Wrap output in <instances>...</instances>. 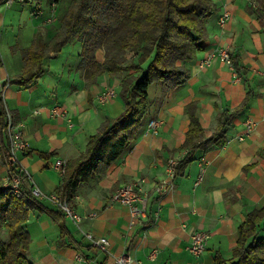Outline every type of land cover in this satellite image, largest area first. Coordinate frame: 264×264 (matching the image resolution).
Wrapping results in <instances>:
<instances>
[{
	"label": "crops",
	"instance_id": "1",
	"mask_svg": "<svg viewBox=\"0 0 264 264\" xmlns=\"http://www.w3.org/2000/svg\"><path fill=\"white\" fill-rule=\"evenodd\" d=\"M213 1L216 5L206 23V45L186 65L189 78L181 86L170 89L168 95L165 91L159 95L167 98L160 97L148 104L145 116L148 117L142 120L134 141L126 145L120 157L104 172L77 189L70 204L82 217L81 231L61 211L63 230L48 213L34 210L30 215L29 212L24 225L30 236L27 259L32 264H110L111 254L121 252L146 264H213L216 253L230 260L237 228L249 212L264 205V154L258 156L264 147V10L251 13L242 0ZM225 8L232 17L222 30L217 18ZM15 12L19 26L22 14ZM28 19L31 32L26 44L18 39L22 32L19 26L18 36L5 50L6 58L0 53V79L7 77L9 81L24 68L27 51L22 53L21 49L31 45L42 22L41 17L34 18L31 14ZM13 41L17 45L15 49L11 47L15 46ZM223 47H230L233 58L237 56L243 80L233 81L228 65L217 57V50ZM80 48L77 42L63 64L60 60L54 63L49 60L59 57L61 50L49 56L44 59L40 76L26 86L9 83L6 90V105L14 121L21 124L29 143V149L19 153L20 165L27 170L33 187L44 195L55 194L61 182L62 171L54 167L55 161L62 160L65 165L75 159L102 121L115 117L124 108L115 98L107 104L98 101L100 92L109 87L120 88V84L109 77L104 81L103 75L93 77L88 84L81 73ZM210 54H214L210 63L199 66L200 60ZM248 91L251 95L247 106L227 130L226 144L196 152L194 160L184 166L170 187L162 194L156 193V185L171 180L167 161L179 159L185 151L180 149L189 123L185 106L195 102L207 137L216 129L222 111L239 105ZM217 95L225 104L221 109ZM54 106L64 108L66 116L52 115ZM217 109L220 113L214 122L210 121ZM150 111L158 112L160 125L156 133L147 129L149 118L154 117ZM248 117L254 119L255 125L247 136L244 122ZM237 134L243 136L242 140L236 138ZM6 145L7 138L0 125V182L9 173L4 154ZM40 153L52 154L44 157ZM134 181L140 182L148 215L129 226L128 207L114 200L113 194L120 185ZM39 198L58 209L47 198ZM90 213L95 217L89 218ZM194 229L208 233L199 256L187 249ZM82 232L105 236L110 254L92 246ZM1 236L7 238L6 229H2ZM151 248L158 252L154 260L148 259Z\"/></svg>",
	"mask_w": 264,
	"mask_h": 264
},
{
	"label": "trees",
	"instance_id": "2",
	"mask_svg": "<svg viewBox=\"0 0 264 264\" xmlns=\"http://www.w3.org/2000/svg\"><path fill=\"white\" fill-rule=\"evenodd\" d=\"M215 5L213 0H76L75 7H69L60 18L62 32L52 42L51 54L45 52L42 35L35 34L33 48L23 58V70L9 78V83L24 86L31 83L42 74L44 59L58 54L77 32L82 36L80 42L77 41L81 47L79 57L82 65L94 61V50L102 46L99 34L104 31L108 45L103 67L112 73L128 71L119 85L123 110L115 117H106L95 133L88 137L84 150L66 162L60 185L55 191L60 199L72 202L79 186L104 172L120 157L126 145L134 141L148 112L149 87L152 84L163 90L174 89L189 78L190 70L186 65L206 45V23L214 13ZM41 9L42 15L31 16L41 17L46 25L53 24L56 20L49 24L44 22L50 11L49 3L41 4ZM58 11L59 4L57 17ZM126 51H133L136 59L129 63L119 62L118 56ZM231 59L235 68L241 69L237 56H231ZM250 95L248 91L233 109L225 108L216 129L207 137L203 136L195 102L185 106L189 123L180 147L185 151L177 161L171 183L182 173L184 166L194 160L196 152L226 144L227 130L246 108ZM3 117L0 101L2 129ZM4 154L9 172H13L16 165L8 160L7 147ZM51 154L40 153L44 157ZM20 181L22 188L18 196L0 182V264H32L27 259L30 236L24 225L29 212H46L64 229L60 210L46 205L33 194V184L25 173L20 174ZM2 229L7 231L6 239L1 236ZM213 264H264V205L249 212L237 228L230 260L226 261L216 253Z\"/></svg>",
	"mask_w": 264,
	"mask_h": 264
},
{
	"label": "built area",
	"instance_id": "3",
	"mask_svg": "<svg viewBox=\"0 0 264 264\" xmlns=\"http://www.w3.org/2000/svg\"><path fill=\"white\" fill-rule=\"evenodd\" d=\"M28 0H4V4L6 6L12 5L14 2H25ZM33 2V8L31 10V15L34 17L42 15L41 9V1L40 0H30ZM59 0H49V7L50 11L49 14L45 17L44 22L49 24L56 20V9L58 6ZM232 14L228 9H224L221 11L217 18V24L220 29H225L228 22L231 20ZM214 57V54H210L200 60L199 66H205L210 63L211 59ZM217 57L220 61L226 63L227 65L232 66V59L231 55L228 52V48L223 47L217 50ZM1 59V55H0ZM9 81L8 78L0 79V101L3 104L4 109V132L7 138V154L8 160L10 163L16 165V168L13 172L8 173V179L2 183L4 186H8L12 193L18 196L21 193V181H20V174L25 173L27 177L30 179L27 170L20 165L19 161V153L24 152L29 149V143L25 139L24 131L22 129L21 124H18L14 121L13 115L11 110L6 105V90L8 88ZM115 95L113 88H106L102 92H100L97 96V99L100 103L105 104L109 102ZM37 112V111H35ZM50 113L52 115H60L66 116V111L64 108L60 106L52 107ZM160 125V120L157 118H151L147 122V129L156 133L157 127ZM255 125V121L252 117H248L245 119L244 122V134H248ZM240 139L243 136L239 137ZM178 158H170L167 161V174L172 179ZM54 167L63 172L64 170V162L62 160H56ZM201 169V167H200ZM202 170V169H201ZM171 184L170 181H163L155 186L154 191L158 194L164 193ZM32 192L34 195L41 197H46L50 202H52L62 213L65 217L69 218L76 228L81 231L80 222L82 220L81 215L73 209L71 204L66 201L60 199L56 194L44 195L37 187H33ZM113 199L117 200L128 207L129 213V226H132L142 220H144L148 215L146 197L143 195L140 182L134 181L129 183H124L120 185L113 194ZM89 218H94L95 214L90 213L88 215ZM87 240L91 243L92 246L98 248L110 254L109 249V241L105 236H95L90 232H82ZM208 238V233L203 230H191L190 232V240L188 244V251L198 256L204 251L205 242ZM157 249L151 248L148 252V259L154 260L157 256ZM111 263L110 264H146L145 262L138 260L132 257L127 252H121L118 254H111Z\"/></svg>",
	"mask_w": 264,
	"mask_h": 264
},
{
	"label": "rangeland",
	"instance_id": "4",
	"mask_svg": "<svg viewBox=\"0 0 264 264\" xmlns=\"http://www.w3.org/2000/svg\"><path fill=\"white\" fill-rule=\"evenodd\" d=\"M40 1H41L42 5H45V4L47 5L49 3V0H46V1L40 0ZM75 1L76 0H59V2H58L59 11H58V17H57L56 21L51 25H46V24L41 22V24H39L37 26L38 32H35V34L40 33L42 35L43 40L45 42V52L47 54H51V44L58 37V35H60L62 32V25L60 22V18L69 9V7H72V8L75 7ZM242 4L245 7V9L250 11L251 13H256V12L260 13L261 10H264V8H262V7H264V0H242ZM18 7H19V9H18ZM32 7H33V2L30 0L25 1V2H20V3L14 2L10 6H6L4 4V0H0V53L2 55V58H4V59L6 58V54H5L6 48H9L8 46H10L9 45L10 42L13 40V38L18 36V32L20 29L19 26H22L21 27L22 32L20 33L19 38H18L20 43L26 44V41H28V38H29L30 32H31V24H29L30 21L28 18L30 16V10ZM15 11H20V13L22 14L21 18L23 19V21H21V24H19V26H18V22H17L18 21V17H17L18 13ZM115 11H116V9L114 10V12ZM14 13H16V15H13ZM35 34H34V36H35ZM81 37H82L81 33L77 32L75 35H73V37L71 38L69 43L64 45V48L61 49V53L59 54V57L55 56V57L49 58V60L52 61L53 63L60 60V62H62V64H63L65 62V59L67 58L68 54L70 53V51L74 50V47L76 46L77 41H79L81 39ZM82 39H84V37ZM99 39L102 43V46L94 50V53H93L94 61H92L86 65H82L81 61H80L81 73L87 79L88 84H90L93 77H96L99 75H103L104 81L106 80L107 77H109L110 79H116L118 81V83L120 84L121 78L124 77L128 73V71L124 70V71L112 73V72H108V70L105 67H103L102 63L104 62V58L106 55L105 47L108 45V38H107L104 31L100 32ZM13 44L15 45V41H13ZM11 47H12V49H15L17 47V45H15V46L12 45ZM32 48H33V41H31V45L29 47L22 48L21 52L25 53V51H28ZM228 52L230 55L232 54L230 47L228 48ZM118 57H119L118 61L122 62V63H127V62L129 63V61L136 59V56H135L133 51H126L123 54H120ZM228 68L231 72V78L233 81L243 80V75L239 72V70H237L235 68V66L233 65V62H232V66L228 65ZM38 85H40V84H38ZM9 88L13 89V86H10ZM215 89H218V88H215ZM164 91H165V94L167 93V95H168L170 92V89L163 90L157 84H152L150 86L148 104L150 105L151 103L156 102L157 100L160 99V97L167 98V97H165V95L159 96V95H161V93H164ZM114 92H115V95L113 98L120 101L122 103V106H124L123 101L121 99V95H120V88L116 87L114 89ZM46 96H48V93H46ZM217 100H218V106L221 109L222 106L225 104L220 100L218 95H217ZM107 103H105V104H107ZM220 109L216 110L215 115L212 116V120L210 119V121L214 122V119L217 117L218 113H220ZM157 113L158 112L153 113L152 111H150L151 116H154V118L157 117ZM147 117H145V119ZM208 120H209V118H208ZM205 123H206V121H205ZM210 128H211V126L207 129V131H209ZM249 134H246V135L248 136ZM203 136H204V133H203ZM239 137H240V135L237 134L236 138H238V140H242ZM262 154H264V147H262V150H260L258 156L261 157ZM7 179H8V175H6V177L1 180V183H4ZM41 198H44V200H46V197H44V196H41ZM30 215H32V212L30 213Z\"/></svg>",
	"mask_w": 264,
	"mask_h": 264
}]
</instances>
